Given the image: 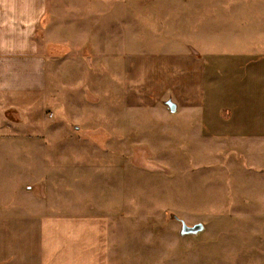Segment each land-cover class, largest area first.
<instances>
[{
    "label": "rangeland",
    "instance_id": "1",
    "mask_svg": "<svg viewBox=\"0 0 264 264\" xmlns=\"http://www.w3.org/2000/svg\"><path fill=\"white\" fill-rule=\"evenodd\" d=\"M46 10L50 117L20 184L35 180L52 215L107 218L108 264H264V67L228 61L264 56V0ZM250 78L260 126L247 130L236 120L247 103L233 118L213 98L226 85L244 98ZM181 221L204 230L180 236Z\"/></svg>",
    "mask_w": 264,
    "mask_h": 264
},
{
    "label": "crops",
    "instance_id": "2",
    "mask_svg": "<svg viewBox=\"0 0 264 264\" xmlns=\"http://www.w3.org/2000/svg\"><path fill=\"white\" fill-rule=\"evenodd\" d=\"M46 5L47 0H0V264H108L107 218L52 215L45 208V194L33 185L35 180L20 184L18 179L20 169L35 165L34 160L27 163L36 148L29 142L44 138L48 130V64L39 43L50 30ZM254 54L225 60L238 66L246 58L242 63L257 71L264 67V56ZM216 74L214 70L201 85L205 94L215 85ZM252 82L247 81L244 98L240 88L232 91V85H226L223 96L213 98L235 108L233 118L247 103L251 113L235 118L247 130L260 126L251 109Z\"/></svg>",
    "mask_w": 264,
    "mask_h": 264
},
{
    "label": "water",
    "instance_id": "3",
    "mask_svg": "<svg viewBox=\"0 0 264 264\" xmlns=\"http://www.w3.org/2000/svg\"><path fill=\"white\" fill-rule=\"evenodd\" d=\"M164 104L167 106V108L171 113L176 112V104L172 102V100L169 99ZM203 230H204V226L200 223L195 224L193 226H188L183 221L180 222V232H179L180 236L197 235Z\"/></svg>",
    "mask_w": 264,
    "mask_h": 264
}]
</instances>
